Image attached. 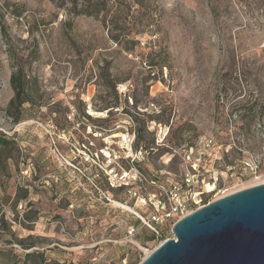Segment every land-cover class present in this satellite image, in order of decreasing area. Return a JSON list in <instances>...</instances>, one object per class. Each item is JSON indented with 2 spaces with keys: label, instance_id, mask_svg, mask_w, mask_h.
Returning a JSON list of instances; mask_svg holds the SVG:
<instances>
[{
  "label": "rangeland",
  "instance_id": "374dc122",
  "mask_svg": "<svg viewBox=\"0 0 264 264\" xmlns=\"http://www.w3.org/2000/svg\"><path fill=\"white\" fill-rule=\"evenodd\" d=\"M0 13V264H138L172 237L176 217L154 238L140 218L172 184L184 194L189 175L205 202L264 182V0ZM18 70L27 102L11 114Z\"/></svg>",
  "mask_w": 264,
  "mask_h": 264
},
{
  "label": "water",
  "instance_id": "95a60500",
  "mask_svg": "<svg viewBox=\"0 0 264 264\" xmlns=\"http://www.w3.org/2000/svg\"><path fill=\"white\" fill-rule=\"evenodd\" d=\"M138 264H264V182L179 218Z\"/></svg>",
  "mask_w": 264,
  "mask_h": 264
},
{
  "label": "built area",
  "instance_id": "2783aa9c",
  "mask_svg": "<svg viewBox=\"0 0 264 264\" xmlns=\"http://www.w3.org/2000/svg\"><path fill=\"white\" fill-rule=\"evenodd\" d=\"M188 176L189 175L185 176V183L188 189L184 194L181 192L179 185L175 183L172 184V186L169 189V192L167 193L168 201L165 202L164 200H160V199L154 200V203L152 204H155V209L154 212L150 215V218L146 220L140 217L143 220V222L155 233H158L157 230L155 229L154 226L155 224H161L163 221H167L174 217H176L178 220L179 218L187 215L194 209H197L214 200V199L206 200L204 202L202 201L203 191H190L191 179ZM143 200H144V204H147V202H145V199ZM148 202L151 203L152 201L148 199ZM162 241H160L159 243H161Z\"/></svg>",
  "mask_w": 264,
  "mask_h": 264
},
{
  "label": "trees",
  "instance_id": "16d2710c",
  "mask_svg": "<svg viewBox=\"0 0 264 264\" xmlns=\"http://www.w3.org/2000/svg\"><path fill=\"white\" fill-rule=\"evenodd\" d=\"M88 4H89V1H88ZM74 5L77 6V2ZM102 9H104V7ZM78 12H79V14H86L85 13L86 11H83V10H80ZM2 16H3L2 13H0V20L2 19ZM0 32L2 34L6 35V32L4 30V25L0 24ZM6 45L9 46L8 43H6ZM236 69L239 73H241L243 71L242 67L239 68L237 63H236ZM101 76H102L104 85L107 88H112V89L115 88V82H113L109 79V76L107 75V73L102 72ZM235 79H237V77H235ZM9 82H10V85H11L13 91H14V96L8 102L7 111L10 113L12 110H16L19 112V110L22 109L23 104H25L27 102V99H25L26 98V90L24 88V79H23V75H22L21 70L13 72L10 76ZM215 102H219V97L216 96ZM84 116H86L87 119H90V115L85 114ZM13 118L15 121L19 120L18 116H14ZM105 120L106 119H103V121H105ZM98 128L106 129V127H103L101 125H98ZM136 136L138 137V140H139V134L138 133H136ZM9 144H10V141L6 137L0 135V148L7 150L9 147ZM82 145L85 146L83 143H82ZM136 146H137V144H136ZM100 149H101V147H100ZM149 218L150 217H148L147 219H149ZM157 225L158 224L154 225L156 230H157V228H156ZM157 232H158V230H157ZM152 233H153V235H152L153 238L156 237L155 234H159V233H155L154 231H152ZM160 237H161V235H160ZM55 264H59V263H55ZM131 264H137V263L133 262Z\"/></svg>",
  "mask_w": 264,
  "mask_h": 264
},
{
  "label": "bare ground",
  "instance_id": "6f19581e",
  "mask_svg": "<svg viewBox=\"0 0 264 264\" xmlns=\"http://www.w3.org/2000/svg\"><path fill=\"white\" fill-rule=\"evenodd\" d=\"M209 190V189H208ZM132 210V209H131Z\"/></svg>",
  "mask_w": 264,
  "mask_h": 264
}]
</instances>
